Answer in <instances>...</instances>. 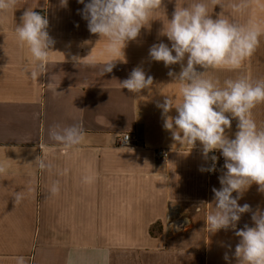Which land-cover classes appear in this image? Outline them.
Here are the masks:
<instances>
[{"label": "crops", "instance_id": "0c3cea01", "mask_svg": "<svg viewBox=\"0 0 264 264\" xmlns=\"http://www.w3.org/2000/svg\"><path fill=\"white\" fill-rule=\"evenodd\" d=\"M176 2L193 0H163L164 9L153 13L154 20L136 40L127 42L124 57L104 51L107 38L89 31L78 0H67V6L61 0H18L15 10L0 15V161L9 166L0 174V264H15L17 256L27 264H236L235 230L213 233L205 222L222 174H208L210 153L203 155L199 141L192 147L173 140L158 107L165 95L180 99L179 85L168 75L170 69L178 73L179 64L166 67L149 55L154 44L171 46L160 32ZM223 3L229 19L264 22V0H250L243 12L233 7L239 0ZM46 7L54 52L48 71L34 81L24 71L31 66L30 53L18 43L15 28L27 8ZM220 11L209 3L213 18ZM90 53L95 66L73 59ZM116 56L124 59L102 75L105 62ZM137 67L153 77V85L139 94L120 83ZM241 74L264 78V35L239 69L208 71L221 84ZM176 114L172 109L168 115ZM252 115L264 128V103ZM236 123L234 119L226 130L230 138ZM57 124L82 125L84 140L72 147L55 142L49 130ZM126 132L139 136L140 146H121ZM157 148L169 150L166 162L156 157ZM42 159L53 168L41 169ZM85 176L92 181L86 183ZM56 180L60 191L52 195ZM257 189L253 183L238 203L264 211V193ZM18 192L24 198L16 203ZM178 209L189 215L192 227L175 233L168 220ZM252 223L251 212L244 213L237 229Z\"/></svg>", "mask_w": 264, "mask_h": 264}, {"label": "clouds", "instance_id": "9594fccd", "mask_svg": "<svg viewBox=\"0 0 264 264\" xmlns=\"http://www.w3.org/2000/svg\"><path fill=\"white\" fill-rule=\"evenodd\" d=\"M78 2L84 5L82 16L88 22L89 31L99 34L100 38H107L104 51L110 56L119 54L124 57L123 49L127 42L136 40L141 29L154 20L150 19L153 13L164 9L163 0ZM17 3L18 0H0V15L15 10ZM209 3L221 8L215 18L209 12ZM249 4L250 0H239L233 7L243 12ZM61 5L67 6V0H61ZM223 8V0H193L187 5L176 2L172 18L169 20L166 15L160 32L171 46L164 42L154 44L149 55L154 61H162L166 67L180 66L178 73L171 69L168 72L172 82L179 85V101L165 95L163 103H158L164 117L163 127L179 144L194 147L199 141L205 157L214 150H220L224 157L226 171L219 177L221 187L213 188L214 208L205 218L206 226L213 233L221 229L235 230V236L239 238L232 253L236 264H264V211H253L249 204L241 206L238 203L253 183L259 192L264 193V128L257 125L252 115V110L264 103V78L254 80L247 74H241L227 78L221 84L218 78L208 75L210 69H239L256 51L259 38L264 35V22L249 19L240 23L223 15ZM33 9L27 8L23 12L15 33L20 46L26 45L30 53L31 66L24 71L35 81L48 71L54 40L47 31V17ZM73 59L86 66L96 64L91 53ZM117 59L119 56L105 62L102 75L112 71ZM120 83L129 92L139 94L153 85V77H146L145 72L137 67ZM172 109L177 113L174 116L168 115ZM234 119L237 131L234 138H230L226 130L232 128ZM49 136L59 144L72 147L84 140L85 133L80 124L67 127L57 124L49 130ZM121 138L124 141L128 139L127 135ZM217 159V156H211L213 164L208 171H215ZM8 167L6 161H0V174L5 173ZM39 167L51 170L53 164L42 159ZM92 179L91 176L84 177L86 183ZM59 191L60 182L56 180L49 192L56 195ZM14 198L18 203L24 195L18 192ZM249 212L252 225L245 224L237 229L242 214ZM224 259L229 260L227 253ZM15 264H27V261L25 257L17 256Z\"/></svg>", "mask_w": 264, "mask_h": 264}, {"label": "built area", "instance_id": "2783aa9c", "mask_svg": "<svg viewBox=\"0 0 264 264\" xmlns=\"http://www.w3.org/2000/svg\"><path fill=\"white\" fill-rule=\"evenodd\" d=\"M36 12L41 13L42 15H45L49 21V9L43 8L40 10H36ZM49 27V24H48ZM48 30V29H47ZM127 135L128 139L127 141H124L122 138H120V145L123 147H138L141 144L140 137L137 136L134 132H126L122 134V136ZM121 136V137H122ZM155 155L156 157L166 162L169 158V150L167 148H157L155 149ZM215 155L217 156V161L215 162V171H208V174L211 176L215 175H221L223 174L226 169H224V157L221 155L220 150H214L210 153L209 156V162H208V168L213 164V161L211 160V156ZM168 225L170 226L171 230L175 233L185 232L192 227V220L189 217V215L185 214L184 212L180 211L178 209L176 212L170 214V218L168 220Z\"/></svg>", "mask_w": 264, "mask_h": 264}]
</instances>
